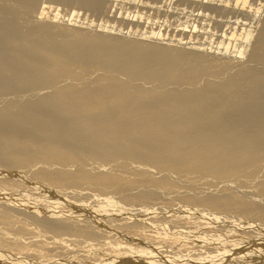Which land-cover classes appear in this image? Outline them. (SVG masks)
<instances>
[{
  "label": "bare ground",
  "instance_id": "6f19581e",
  "mask_svg": "<svg viewBox=\"0 0 264 264\" xmlns=\"http://www.w3.org/2000/svg\"><path fill=\"white\" fill-rule=\"evenodd\" d=\"M118 1L0 0V264H264L259 0Z\"/></svg>",
  "mask_w": 264,
  "mask_h": 264
},
{
  "label": "rangeland",
  "instance_id": "374dc122",
  "mask_svg": "<svg viewBox=\"0 0 264 264\" xmlns=\"http://www.w3.org/2000/svg\"><path fill=\"white\" fill-rule=\"evenodd\" d=\"M113 1H114V2H112V4L110 5L108 11H110V10H117V11H119V12H122V11H124L123 8H126L127 5H128V4H124V3H126V2H122V1H118V0H113ZM117 1H118V2H117ZM138 1H139V2H140V1H143V2H144V0H138ZM139 2H138V5H139ZM143 2H140V3H143ZM148 2H149V4H150V7H148V6H149V5L147 4ZM263 2H264V1L259 0V2L257 3V6H259L260 10L256 9V8H258V7L255 6L256 8H255L254 10H256V11L258 10V11H257V12H258V15H257V16L255 15L256 18L254 17V20H256V21L259 20L261 14H264V3H263ZM115 3H116V4H115ZM121 3H122V5H121ZM195 3H196V2H195ZM195 3L190 4V5H187V4H186V5H182L183 8H184V10H183V8H179V10L181 9L180 12H181V11H184V13H186V15H188V16L191 15V16H194V17H195L196 14L198 13V11L200 10V9H197V5H196ZM146 4H147L148 6H147ZM118 5H119V6H118ZM140 5H141V6L144 5L143 7H144V9H145L146 15H148V14L151 15V14L155 11L154 8L151 6L152 4L150 3L149 0H146L144 4H140ZM194 5H195V6H194ZM113 6H115L114 9H113ZM182 6H181V7H182ZM184 6H186V7H184ZM187 6H188V7H187ZM260 6H261V7H260ZM116 7H119V8H116ZM147 8H148V10H147ZM185 8H186L188 11H189V9L192 8V11L190 10V11L188 12V11L186 10V11H187V12H186V11H185ZM261 8H262V9H261ZM150 9H152L153 11L150 10ZM174 10H175V12H174ZM108 11H106V14L108 13ZM151 11H152V12H151ZM170 11H172V12H171V17H173V14L180 13V12L178 11V9L173 8V10H172V6H169V7H167V8L164 10V12H163V11L161 12V14H164L163 16H162L160 13H158V14H160V15H158L157 12H155V13L152 14V16L155 14L156 17H157V16L159 17V18H158V17L156 18V17L154 16V17L156 18L155 20H157V19L159 20V21L157 20L158 23L155 22V27H156L157 30H158V28H160V27H161L162 29H163L164 27H166V26H168V28L170 27L168 24L165 25V22H166L167 20H168L167 22H169L170 20H172V18L170 17V14H166V13H168V12H170ZM256 11H255V14L257 13ZM82 12H83V11H82ZM82 12H81V16H80V18L82 17L81 19H84V16H85L86 14L84 13V12H85V11H84V12H83V13H84V16H83V13H82ZM165 12H166V13H165ZM173 12H174V13H173ZM190 12H192V13H190ZM193 12H194L195 15L193 14ZM86 13H87V15H88V13H89V15L91 14L90 16H89V15L86 16L87 18H88V17L90 18L89 20H91L92 16L94 15L93 12H91V11L88 12V11H87ZM184 13L182 14V12H181L182 15H185ZM223 14H224V13H221L219 16H217L218 18H217V17L215 18L216 15L212 16L211 18H213L214 20H215V19H217V20L219 19L218 22H219L220 24L222 23L220 26H221L222 28H225V24H226V22H228V21H227L228 18L225 16V14H224V16H223ZM96 15L99 16L100 14L95 13V15L93 16V17L96 19V20L93 19V20H95V22H96L98 19L102 18V16L96 18V17H95ZM165 15H166V17H165ZM229 15H230V14H229ZM167 16H169L170 18H167ZM161 17H162V18H161ZM163 17H164V18H163ZM220 17H221V18H224V19L226 20V22L224 21V19H223V22H224V23L221 22L222 19H221ZM160 18L163 19V20H161ZM257 18H258V20H257ZM213 19H212V20H213ZM233 19H235V18H232V20H233ZM160 20H161V21H160ZM164 20H165V21H164ZM232 20H231V21H232ZM159 22L161 23V25H159V24H160ZM163 22H164V23H163ZM156 23H157L158 25H156ZM162 23H163L165 26H164ZM253 23H254V21H253ZM253 23H252V24H253ZM71 24H72V23H71ZM169 24H170V22H169ZM148 25H149V24H148ZM162 25H163L164 27H162ZM157 26H159V27H157ZM129 27H131V26H129ZM129 27H128V28H129ZM252 27H253L254 31H253L252 29H249V31H252V32H248V34L250 33L249 35L247 34L249 37L246 36V38L248 37V40H247L248 42L246 41V39L243 41V45H242V48H241L240 51H237V52L234 51V48H235L236 50H237L238 48H236L237 46H236V47L234 46V43H236V42L233 41L234 43L231 45L232 47H229V51H228V52H224V51H220V50H217V51H214V52L211 51V52L216 53V54H221V53H222V55H224L225 53H227L226 56H229V57H234V58H235V57H236V58L238 57L239 59H246L245 57H247V56H246L247 54H246L245 52H247L246 50L249 48V46H251V44H252V42H253V38H252V37L255 36V35H254V33H255V26H254V24L252 25ZM252 27H250V28H252ZM138 28H139V30H140V28L143 29V30L145 29V28H142V27H138ZM166 28H167V27H166ZM166 28H164V29H163V32H162V33H164V35H166V37H168V36L170 37V34L172 35L174 32H175L174 34H176V33L179 32L178 28H176V29L174 28L175 31H174L173 29H171V31H170L171 33H170V32H169L170 29L167 28V29H168V32H167L168 34H167V33L165 34L164 31H165ZM170 28H173V26L170 27ZM125 29H126V28H125ZM136 29H137V28H136ZM136 29H134V30H136ZM167 29H166V31H167ZM225 29H229L228 26H227V28H225ZM126 30H127V29H126ZM126 30H125V31H126ZM137 30H138V29H137ZM172 30H173V32H172ZM106 31H107V30H106ZM108 31H110V30H108ZM240 31H243V30L241 29ZM110 32H111V31H110ZM112 32H114V31H112ZM119 33H120V32H119ZM252 33H253V34H252ZM174 34H173V35H174ZM184 34H185V36L188 35V37H194L193 33L190 34L189 32H188V33L185 32ZM189 34L192 35V36H190ZM217 34H218V33H217ZM217 34H216V35H217ZM167 35H168V36H167ZM203 35H205V36H203ZM203 35L196 36L197 38L200 37V38H199V40H201L200 42H205V41L208 42L209 40L212 42V41L215 40V39H216L215 41L217 42V41L219 40L215 35H214L215 38H213L212 40H211V38H212L213 36H212L211 34H210L211 36H209V34H203ZM253 35H254V36H253ZM135 36H136V35H135ZM178 36H179V35H178ZM140 37H141V36H140ZM164 37H165V36H164ZM196 37H194V38H196ZM203 37H204V39H202ZM209 37H210V38H209ZM237 37H238V36H237ZM250 37H251V38H250ZM197 38H196V40L198 41ZM207 38H208L209 40H206ZM239 38H241V37H239ZM154 40H155V39H154ZM203 40H205V41H203ZM239 40H240V39H239ZM250 40H251V41H250ZM158 41H159V42H162V40H158ZM215 41H214V42H215ZM163 42H167V41L164 40ZM163 42H162V43H163ZM248 43H249V45H248ZM245 45H246V46L248 45L247 48H245V47H246ZM243 48H244V50H243ZM239 56H241V57H239ZM242 56H243V58H242ZM246 60H247V59H246ZM246 60H244V61H246ZM242 61H243V60H242ZM187 230L189 231L190 229H187ZM190 231H193V229L190 230ZM198 231H199V232H202V231H200V230H198ZM188 233H189V232H188ZM190 233H191V232H190ZM190 233H189V234H190ZM263 233H264V232H262L261 235H262ZM249 234H250V235L247 236V237H249V238H248L249 240H252V239L254 240V239H255V238H254L255 235L258 236V235H257V232H256V233H255V232H254V233H249ZM251 235H252V236H251ZM223 236H224V234H223ZM229 236H230V235H229ZM232 236H233V235H232ZM233 237H234V236H233ZM233 237H231V239H234V238H235V237H234V238H233ZM245 237H246V236H245ZM252 237H253V238H252ZM226 238H227V237H226V235H225V239H226ZM229 239H230V238H229ZM231 239H230V240H231ZM244 240H245V241H244ZM249 240H247V238H244L242 241H244V242L246 243V242H249ZM187 244H188L189 246H191V243H190V244L187 243ZM242 244H243V243H242ZM178 246H179V244H178ZM192 246H193V245H192ZM229 246H230V247H229ZM234 248H235L234 250H236V247H235V246H234ZM225 249H226L225 252H227V249H230V250H228V252H231L233 248H232L231 245L228 244V246L223 247V248H221L220 250L223 251V250H225ZM174 250H176V249H174ZM222 251H221V252H222ZM223 252H224V251H223ZM228 252H227V253H228ZM202 256H203V255H200V257L198 256L199 259H200V258L202 259ZM203 258H204V256H203ZM227 258H228V255H227ZM192 261H193V260H192ZM208 263H209V262H208Z\"/></svg>",
  "mask_w": 264,
  "mask_h": 264
}]
</instances>
